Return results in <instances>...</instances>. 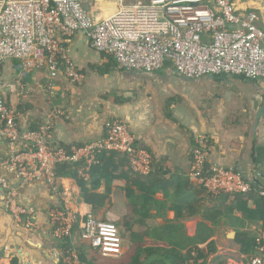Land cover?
Wrapping results in <instances>:
<instances>
[{"label":"crops","instance_id":"crops-1","mask_svg":"<svg viewBox=\"0 0 264 264\" xmlns=\"http://www.w3.org/2000/svg\"><path fill=\"white\" fill-rule=\"evenodd\" d=\"M148 1L89 0L87 8L100 21L120 6ZM236 7L241 13L256 11L264 29V0H237ZM63 48L84 75L82 85L67 77L64 64L57 72H30L21 61L0 62V93L18 115L21 130L38 131L51 119V145L82 146L103 137L107 125L119 120L136 145L154 157L151 180L135 183L138 175L121 156L106 165V178L94 174L87 189L96 208L86 202L77 179L61 177L79 227L92 213L115 224L123 240V253L116 259L102 258L78 236L71 250L78 251L79 259L99 264H137L148 257L151 262L157 257L152 252L177 243L182 250L210 252L207 264H250L254 254H242L237 236L257 237L262 224L248 221L232 199L207 194L189 174L196 140L204 137L210 146L209 165L233 170L250 183H264V117L258 119L264 79L226 74L189 79L168 61L152 73L127 71L112 56L94 51L81 33L66 38ZM24 147L23 141L0 139V173L16 190L20 204L34 209V227L14 222L0 188V264H68L69 251L54 239L50 222V212L63 201L44 180L22 182L4 166ZM247 208L257 207L248 202Z\"/></svg>","mask_w":264,"mask_h":264},{"label":"built area","instance_id":"built-area-1","mask_svg":"<svg viewBox=\"0 0 264 264\" xmlns=\"http://www.w3.org/2000/svg\"><path fill=\"white\" fill-rule=\"evenodd\" d=\"M89 0H0V62L21 61L30 72L44 68L57 72L66 66L67 77L82 85L84 75L67 57L66 38L81 33L91 48L110 55L127 71L152 73L170 62L189 79L204 76L241 75L264 79V29L256 11L241 13L237 0H149L146 4L120 6L112 15L96 21L87 9ZM51 119L38 131H22L18 115L0 93V139L23 141L25 147L8 157L4 166L25 183L42 179L63 204L50 212L52 235L57 241L73 237L78 217L67 200L59 168L70 165L79 180L89 182L91 169L111 152L124 157L131 172L147 176L154 157L135 143V137L119 120L107 125L98 140L82 146H53ZM209 142L196 140L190 179L207 194L247 195L253 189L264 199V183L257 185L233 170L209 165ZM1 198L18 225L32 229L33 208L20 204L16 190L0 173ZM80 239L102 258H119L123 240L117 226L90 213L81 224ZM257 254L250 264H264V233L257 239ZM68 264H80L78 251H69ZM188 264H203L196 254Z\"/></svg>","mask_w":264,"mask_h":264},{"label":"trees","instance_id":"trees-1","mask_svg":"<svg viewBox=\"0 0 264 264\" xmlns=\"http://www.w3.org/2000/svg\"><path fill=\"white\" fill-rule=\"evenodd\" d=\"M1 70H2V65L0 64V71ZM119 156H120L119 154L114 153V152L103 154L100 157V164L94 166L91 169L90 178L94 177V174H100L101 176H104V178H106L105 176V172L107 171L106 165L112 162L115 158H119ZM123 159L125 160L126 165L129 167L128 161L124 157ZM129 171L131 172L130 168H129ZM58 172H59L60 177L70 176V177L77 179L80 186L82 187L84 191L86 202L92 205L93 208L97 207V202L94 196L89 195V192L87 189L88 183L85 181L79 180L76 169L72 168L70 165H64L59 168ZM152 178H153V171L151 172V174L147 176H138V181H135V183H139V180L146 181L149 179L151 180ZM148 191L150 192V194H152V196L155 195L154 191H151V190H148ZM221 196L225 197L226 199H229V198L232 199L234 205H236V208L241 211V213L244 215V217L248 221H254L257 223H261L262 229H261L260 235L264 233V199L258 196V193L256 192L255 189H253L249 194L245 196L225 195V194ZM248 202L253 203L255 207H257L255 208L256 210H253V211L248 210L247 208ZM77 236L80 238L79 221L78 223H76L74 227L73 237L66 238L64 241H61V243L63 244L62 245L63 249L65 251H70L73 248V240ZM259 236L257 237L256 236L251 237L249 235H238L237 236V244H239L242 247L241 252L243 255H251V254L256 255L257 254V249H258L257 239ZM168 247H167V250L162 249V250H159L158 253L152 252L151 256L152 257L157 256V257L154 258L151 262L150 261L147 262L148 259H150L148 257L146 261L139 262L137 264H188L191 260L192 254H196L197 259L203 260V264H207V257L210 254V252L209 254L208 253L205 254L197 247L194 249L189 248L187 250H182L181 246H179L177 243L170 244ZM80 260L84 264H99L100 263V261L98 260H89L85 258L84 256L80 257Z\"/></svg>","mask_w":264,"mask_h":264},{"label":"water","instance_id":"water-1","mask_svg":"<svg viewBox=\"0 0 264 264\" xmlns=\"http://www.w3.org/2000/svg\"><path fill=\"white\" fill-rule=\"evenodd\" d=\"M260 116L264 117V105H263V107L261 108V110L259 111L258 119L260 118Z\"/></svg>","mask_w":264,"mask_h":264},{"label":"rangeland","instance_id":"rangeland-1","mask_svg":"<svg viewBox=\"0 0 264 264\" xmlns=\"http://www.w3.org/2000/svg\"><path fill=\"white\" fill-rule=\"evenodd\" d=\"M88 9V8H87ZM90 11V9H88Z\"/></svg>","mask_w":264,"mask_h":264}]
</instances>
